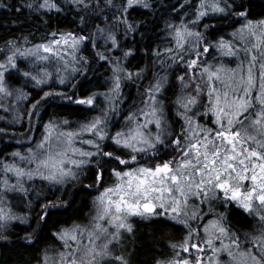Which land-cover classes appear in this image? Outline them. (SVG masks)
Masks as SVG:
<instances>
[{
	"label": "snow or ice",
	"instance_id": "snow-or-ice-1",
	"mask_svg": "<svg viewBox=\"0 0 264 264\" xmlns=\"http://www.w3.org/2000/svg\"><path fill=\"white\" fill-rule=\"evenodd\" d=\"M71 2L85 9L89 6L85 0ZM248 3L199 0L191 13L193 19L182 17L179 23L165 24L169 47H157L152 55L162 67L172 69V77L181 85L173 101L174 112L161 99L173 86L168 75L156 74L144 86V70L133 72L122 63L136 49L123 50L122 57L110 55L120 48L114 30L97 27L99 36L52 32L49 39L27 48L18 41H8L9 54L0 61V101L13 96L16 102L25 101L31 95L8 83L6 75L15 70L26 83L43 92L29 109V117L39 116L37 109L48 99L84 106L92 114L77 122L75 128L67 119L53 117L44 123L39 139L27 136L31 146L25 152L17 150L11 153V160H0V240L8 239L11 222L27 223L33 218L29 213L17 214L8 193L28 195L25 184L35 178L55 187L80 181L91 172L95 183L81 186L97 195L85 221L56 228L51 233L56 243L42 250L37 264H131L130 258L118 253L117 245L125 234L134 233L135 225L130 221L136 217L187 229L183 243L170 245L172 257L158 258L155 264H205L203 257L208 251V264H264V18L248 19ZM106 4L114 6V0H106ZM26 6L31 9L34 4ZM35 7L61 10L56 0H42ZM137 7L149 9L153 5L151 0H121L115 6L117 15L112 19L124 24L125 36L138 31L139 24L130 20L131 11ZM170 7L176 11L174 5ZM229 18L246 21L228 34L231 39L214 35L217 25L204 23L205 19ZM81 22L85 23L83 17ZM24 41L29 43L27 37ZM88 41L94 59L104 61L112 74L105 91L82 94L77 77L85 76L91 68L90 58L80 54ZM213 51L216 56L209 62L207 57ZM18 57L30 60L32 70L21 69ZM226 57L235 58L236 67L226 64ZM178 71L180 75H176ZM49 81L63 88L72 83V88L57 90ZM136 81H141L137 86L140 99L125 109L127 97L122 88L126 82ZM101 98L103 103L98 105ZM15 120L19 122V117ZM177 123L179 131L174 127ZM0 134L8 135L3 129ZM164 155L171 158L154 166L141 163V158L158 160ZM113 162L116 167L109 169ZM106 171L114 177L108 186H104ZM43 199L47 201V197ZM59 199L58 203L47 201L39 206L34 217L38 226L47 223L51 209L71 206V200ZM234 204L258 219V235L245 232L241 239L239 230L226 226ZM36 232L26 233L24 241L31 245L38 238ZM193 237L196 242H192Z\"/></svg>",
	"mask_w": 264,
	"mask_h": 264
},
{
	"label": "trees",
	"instance_id": "trees-1",
	"mask_svg": "<svg viewBox=\"0 0 264 264\" xmlns=\"http://www.w3.org/2000/svg\"><path fill=\"white\" fill-rule=\"evenodd\" d=\"M42 0H0V5L7 4L8 7H0V61H4L9 52L8 41H18V45L22 48L31 47L34 44L41 43L49 39V34L60 31H75L82 35H97V27L114 30L120 40V48L114 49L110 55L113 57H122L123 50L134 48L136 51L133 56L127 60L122 59L131 71L143 69V76L147 77L142 83L147 86L153 80L156 74L168 75L172 87H168L167 91L161 96L164 103L170 106L171 110L175 111L173 101L176 95L180 93L181 85L174 80L171 72L172 69L166 66H161L156 62L152 55V50L159 47L164 49L169 47L168 37L165 32V24L176 22L179 23L180 18L186 20L193 19L191 13L195 9V5L199 0H151L152 8L144 9L137 7L131 11L130 20L134 24H139L138 31L125 36L124 24L113 21L112 17L117 15L115 6L121 3V0H114V6H108L106 0H85L89 6L85 9L83 6L73 4L71 0H56L60 6V11L55 9H37ZM33 3V8H28L26 5ZM98 5V6H97ZM170 5H174L176 11L173 12ZM186 5L181 11V6ZM250 8L248 19L253 21L264 18V0H249L247 5ZM20 8V11L16 9ZM187 14V16H185ZM81 17L85 23L81 22ZM246 21L240 18H229L228 20H209L205 19L204 23H212L217 25L214 35H225L226 39H231L230 34L234 28H239ZM201 30L203 25H200ZM24 37L28 38L29 43H25ZM101 45L104 41L99 40ZM87 48L82 45L81 55L88 56L91 60V68L85 76H78L80 81L79 91L82 94H87L88 91H105L110 87L108 78L111 76V70L104 61L94 59V50L91 47V42H86ZM216 52L213 51L207 57L211 62ZM19 58V57H18ZM17 58V59H18ZM224 62L230 67H236L238 61L235 58L226 57ZM168 63H171L169 61ZM7 75L8 83L13 88H23L25 92L31 95L19 106V122L9 123L6 120H0V129H3L8 135L0 134V160L5 158L11 159V153L17 150H22L27 143V136H39L43 130V125L53 117L67 119L73 128L77 127V122H82L92 113L88 112L84 106H78L74 103L65 100L48 99L41 104L37 109L39 116L29 117V109L32 105L40 100L43 92L39 89H34L33 85L26 78L20 76L15 71L9 72ZM180 71L176 75H180ZM15 81L16 83L14 84ZM52 87L64 91L72 88V83L67 85V88L58 86L53 81L49 82ZM141 81L135 83L126 82L122 88L123 96L127 97V103L123 105L128 109L133 101H139L140 97L137 92V86ZM50 89L44 88V91ZM165 97L167 99H165ZM98 105L101 100L97 101ZM127 115V112L124 113ZM16 118V117H15ZM14 118V119H15ZM115 119V118H114ZM173 119V117H169ZM120 121L123 117L119 118ZM175 130L179 131V124L174 125ZM32 131H28L29 129ZM116 129H113L115 131ZM170 155L161 156L158 160H149L141 158V163L154 166L155 163L164 159H170ZM139 165H133L138 167ZM109 169L116 167L115 162L107 166ZM114 182L108 171L104 174V186ZM94 174L88 172L87 178H81L80 181L70 182L67 185L51 186L46 181L35 179L28 183L29 194L23 196L21 213H29L30 218L27 223L20 221L13 222L8 228L6 235L8 239L0 240V264H37V257L41 254L45 247L52 246L54 241L51 233L56 228L70 223L71 221L84 222L87 214L92 208L93 198L97 195L96 192L86 190L81 185L94 184ZM66 189V190H65ZM102 190V189H101ZM63 200H71V206L66 210L51 209L47 217V223L43 225L37 224L39 206L52 201L53 203L60 202V197ZM47 197V201L43 199ZM215 207V205H214ZM223 211L222 208L218 209ZM205 213L208 212V205H204ZM231 215L228 217L227 225H230L233 231L239 230L241 239H244L243 233L248 232L252 235H258V229L261 225L257 218L243 213L242 209H238L234 204L229 210ZM20 213V214H21ZM209 219H212L209 216ZM135 225V231L132 234H125L122 241L117 245L118 253L123 254L126 258H130L131 264H155L158 258H171L173 255L170 245L172 243L181 244L187 235V229L180 225H173L158 220L153 223L142 221L139 217L133 218L131 221ZM207 223V221H204ZM30 225V226H29ZM193 228L197 227L196 223L192 224ZM36 229L37 239L29 245L24 241L23 237L26 233H31ZM200 239H204L203 224L200 225ZM192 242H196V237H193ZM179 250V249H177ZM211 255L208 251L204 254V261Z\"/></svg>",
	"mask_w": 264,
	"mask_h": 264
},
{
	"label": "rangeland",
	"instance_id": "rangeland-1",
	"mask_svg": "<svg viewBox=\"0 0 264 264\" xmlns=\"http://www.w3.org/2000/svg\"><path fill=\"white\" fill-rule=\"evenodd\" d=\"M255 42H256L255 41V38H253L252 43H255ZM17 62L19 64V66L21 67V69H23V70H29V71L32 70V64H31V61L30 60H27L24 57H19L17 59ZM245 67H246V65H245ZM50 70H52V69L50 68ZM13 71H15V70H9V72H13ZM6 77H7V75H6ZM13 82H14V84L16 83L15 81H13ZM49 82H51V81H49ZM100 100H101V104L100 105H102L103 98H101ZM0 102H2L5 105V108L0 109V120H6L9 123L14 122V120H15L14 118L17 117V114L19 113V106L22 103V101L16 102L15 101V97L13 96L11 98L3 99ZM9 106H11V110H6V109L9 108ZM39 137H40V134L36 138L39 139ZM30 146H31L30 143L27 141V143L24 145V147L20 151L23 153ZM35 179H39V178H35ZM12 182H14V180ZM28 183L29 182H27L25 184V187L26 188H28ZM23 196H25V194L19 193V192H10V193L7 194V199L11 202V206L13 207V210L17 214H20L21 213L20 212V209L23 206L22 205L21 198L23 199ZM13 222H16V221H13ZM13 222H11V224L9 225V227L12 225ZM224 242L225 243H228L227 240H225ZM216 246L217 247L219 246V242H216ZM209 257L205 260V264H208ZM224 259H226V257H224Z\"/></svg>",
	"mask_w": 264,
	"mask_h": 264
}]
</instances>
